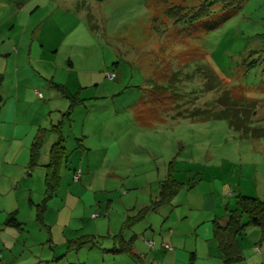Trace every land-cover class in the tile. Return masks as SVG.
Returning a JSON list of instances; mask_svg holds the SVG:
<instances>
[{"label":"rangeland","instance_id":"374dc122","mask_svg":"<svg viewBox=\"0 0 264 264\" xmlns=\"http://www.w3.org/2000/svg\"><path fill=\"white\" fill-rule=\"evenodd\" d=\"M18 1H23L26 10L16 15ZM200 1L0 0V75L4 76L0 91L7 100V95L16 93L17 81L23 88H31L19 89L17 126L10 122L9 114L0 118V264H29L42 249L41 255L51 259L53 252L57 253L55 264H135L132 254L114 250L119 242L110 236L121 231L132 233L122 222L137 215L140 205L149 203L157 188L154 182L149 186V180L155 179L159 164L166 173L170 165L173 177L187 183L179 198L186 197L183 192L189 177L204 175V184L196 186L204 188L214 172L228 185L225 198L230 209L236 207L238 193L264 199V0H247L242 8L230 10L216 4L209 16L191 25L167 13L173 6L191 8ZM19 45L23 49L15 60ZM45 51L51 56L49 63L38 59ZM209 71L213 79H208ZM111 72L116 75L113 80L107 77ZM85 77L97 84L90 88L91 95L108 98L93 99L80 107L82 111L75 109L72 122L63 125L67 163L63 164L56 194L41 214V223L37 205L45 195V170L41 165H30V147L23 141L27 133L24 124L38 120L50 130L45 132L47 153L46 146L57 139L51 127L69 108V100L48 81H68L67 86L74 91L75 82L85 81ZM171 80L180 93L195 95L188 101L192 107L194 103L219 108L225 90L234 98L253 102L256 115L249 125L253 129L247 133L236 130L227 119H216L183 120L159 128L137 126V130L132 109L138 104L151 105L139 100L144 93L155 100L156 107L172 103L169 94L152 95L156 83ZM209 84L221 88L205 90ZM82 91L83 96L89 95ZM51 93L56 98L50 103ZM90 105L97 108L87 118V125L91 122L94 128L84 140L89 148H84L75 138L82 137L80 130L87 117L84 108ZM101 124L105 125L100 130ZM79 167L81 177L75 181L74 170ZM134 205L138 209H133ZM179 209L175 211L178 231L187 238L180 245L186 251L171 264H192L197 258L190 260V252L197 248V242L186 209ZM13 212L21 228L7 223ZM154 213L148 212L144 222L152 221L158 229L160 225L167 227V220ZM80 234L100 236L93 239L95 244L86 242L66 252L61 242ZM240 242L246 257L235 264H251V257L264 264L260 227L247 226ZM255 244L263 256L254 251ZM157 262L164 264L160 258L154 262L148 259V264Z\"/></svg>","mask_w":264,"mask_h":264},{"label":"crops","instance_id":"0c3cea01","mask_svg":"<svg viewBox=\"0 0 264 264\" xmlns=\"http://www.w3.org/2000/svg\"><path fill=\"white\" fill-rule=\"evenodd\" d=\"M17 11H15L14 13L17 15L19 12L22 13V11L26 10V7H24L23 5V1H18V5L16 6ZM23 49L22 45H19L18 48L15 47L16 50V54H15V60L18 59V57L21 54V51ZM12 53H10L11 55ZM41 61L47 62L49 63L51 61V56L49 55L48 51H45L43 53H41V55L38 58ZM72 66L73 63L71 61H68ZM19 69L17 68L15 71L17 72ZM55 76V75H53ZM23 80H27L28 77H23ZM17 80H20L19 77H17ZM113 80V79H111ZM67 82L66 81L64 84L67 86ZM93 81L90 78L85 77V81H81V79H78L75 82V90L72 91L68 86V89L71 93H78L80 98L84 99L83 102L77 104L74 107V111L75 109H79L78 111H82L80 109V107H84L83 105H87L88 103L91 104L92 101H94L93 99H103V98H108L107 96L104 97H97L96 95H91V91L90 88L93 87ZM32 84H35L34 81H31ZM49 86H51L50 82L48 81ZM26 86H30V85H26ZM40 86L45 87L44 84H40ZM94 86H97V84H95ZM24 86H22L18 81H17V86H16V93H11L10 95H7V100H5V103L1 109V115H10V122L12 123V121L15 122L14 126H17L18 123V111H19V102L21 99V94L19 93V89H31L28 87L23 88ZM47 88V87H46ZM53 88V87H52ZM83 89L86 90V92L89 93L88 96H83ZM36 92H39L38 89H35ZM154 93H152V95H157L159 94L158 92H156L155 90H153ZM10 96V97H8ZM41 96V95H40ZM50 96V100L49 102L51 103L52 101H54V98H56L55 94L51 93L49 94ZM115 95H113L114 97ZM11 98L10 102H7L9 99ZM144 101L147 100L150 102V106L145 107L142 105H136V108L132 109V117H133V123L136 125V127H152V128H159L162 126H174L179 124L181 121L183 120H175L172 119V114L175 112V110L173 109V103L171 102H166L165 107H156L155 106V100H153L152 98H150L148 93H144L143 96H141V98L139 100ZM152 99V101L150 100ZM47 101L43 102V105H46ZM53 106V105H52ZM97 107H93L92 105L90 106H85V111L87 112V117L84 120V126L83 128L80 130L81 134H82V138L83 141L81 143V145L84 148H89L87 147V145L85 144V139L89 138L91 132L93 131V125L88 124L87 125V118H89V115L91 113V111L93 109H96ZM73 111V112H74ZM45 114V113H44ZM25 115V114H24ZM72 119V118H71ZM190 121L191 120H187ZM42 121H31L30 124H24L26 125V137L24 138V143L25 145H27L28 147H30L35 134L37 133V130L39 127L42 126ZM72 122V121H71ZM70 122V123H71ZM105 124H101L99 125L100 130L104 127ZM162 125V126H161ZM98 126V125H97ZM137 127V130H139V128ZM122 131H124L122 129ZM75 134V133H74ZM78 134V133H77ZM64 135V133H63ZM76 136V134H75ZM57 137V136H56ZM65 137V136H64ZM77 139V137L75 138ZM57 140V139H56ZM52 143H50L49 145L46 146V152H44V146L43 149L41 151V156H40V165L43 166L44 164H46L49 160V149ZM45 145V142H44ZM159 158L156 159V161H158ZM161 162L164 164L163 160H161ZM67 163V162H66ZM44 167V166H43ZM45 170V169H44ZM78 170L81 171L80 167L78 168ZM75 172V170H74ZM152 174H155L153 172H151ZM166 171L162 169L161 165L159 164L157 167V172L155 174V179L154 180H149L150 184L149 186H151V184L154 185L157 184V188L154 190V192L150 195V201L149 203H147L146 205H144V203L142 205H140L139 210L144 207L149 205L153 200H156V198L158 197L159 194V186L160 183L166 178ZM208 178H211V180L209 181L208 185H205L204 188H197L196 186L199 183H203L204 184V180L205 177L204 175L201 177H189L188 178V188L184 189L185 195L186 197L184 199L179 198L178 195L181 191V189L173 196V198L171 199L170 202L163 204L155 209H151L148 212H156L154 214H158L160 217H162V219L164 221L167 220L166 224H168V226L165 228L158 227L156 226V224L152 221H147L144 222L147 218V213L145 214V216L139 220L133 221L131 223H126V220H124V222H122V224H124V226L130 228V231L128 233V235L124 234L123 231H121L120 235H113L110 237H114L115 243L116 241L119 242L118 245H116L115 247H119L122 244H129L131 250L137 255L138 260H139V264H148V259H150L151 261H155L156 258H160L164 264H171V263H177V259L179 257V255L181 254L182 251H186V249H184L185 247L180 245V241L182 240L183 242H186L187 238H184L186 236V233L182 232V231H178L179 229V222H178V218L176 217L175 211L179 209L183 210L184 208L186 209V213L187 216L189 217L190 220H188V225L191 228L190 230H192V232L195 235V242H197V248L192 252H190V260H193L195 258L196 261L192 264H225L224 263V259L222 254L219 251L218 248V243L216 241V239L213 236V221L215 219H219L224 221L226 219L227 216V212L228 210H230L229 208V202H227V198H225V191H227L228 189V185L226 183H222V179L220 177V175L218 173H214L212 174V176H209ZM217 180V181H216ZM187 184V183H185ZM199 189V190H198ZM176 199L177 202H176ZM223 205L224 209L220 210L219 206ZM222 206V208H223ZM138 206L134 205L133 209H136ZM138 209V208H137ZM232 209V208H231ZM138 210V211H139ZM94 215V214H93ZM175 215V216H174ZM185 217H187L186 215H184ZM144 219V220H143ZM176 220V221H175ZM141 223V226H139V229L137 228L138 225ZM136 225V226H135ZM99 224H96V227L99 228ZM134 226L136 227L134 229ZM163 226V225H162ZM168 228V229H167ZM174 228H176L177 230H175ZM112 232H114V230H111ZM83 235H87V234H83ZM82 236L80 235H76V237H71L65 239L64 242H61V244H64V248L66 247V252L72 251L67 249L68 248V244L70 242V240L72 239H76L78 237ZM100 235H93V239L98 238ZM109 237V238H110ZM240 237H242V235L239 236V246L241 249V254L243 256V259L241 261H244L245 259V252L243 250V247L241 246V242H240ZM108 239V238H107ZM48 241L51 242V240L48 239ZM164 241H170L172 243H176L177 246H179L180 249H178V247H173L172 244L171 248H166L163 244L164 243H168V242H164ZM181 241V242H182ZM95 242L97 243V241L95 240ZM137 242V243H136ZM149 243H152V246H150ZM198 243H201V245H199ZM54 244V243H53ZM52 243H50L51 246H53ZM185 245V244H184ZM256 245V244H255ZM114 247V248H115ZM256 248H258V250H256ZM54 251V250H53ZM163 251H167V252H163ZM254 251L255 252H259L258 255L263 256V253H261V250L259 248V245L254 247ZM121 253V252H120ZM41 254H44V250L42 249L41 252H38L36 255H33V257L30 259V263L29 264H37V262L39 261H43L46 260L48 261V264H55V259H57V253L53 252L52 259L51 257H45ZM65 253H62V255ZM173 254V256H172ZM149 255H152V257H149ZM60 256V255H59ZM58 256V257H59ZM172 256V257H171ZM48 258V259H47ZM198 258H202L201 260L198 261ZM253 260H251V264H257L255 261V258L251 257ZM248 259V257H247ZM192 261V262H193ZM239 261V262H241ZM237 263V262H235ZM232 263V264H235ZM66 264H80V262H75L73 263L72 261H68V263ZM137 264V263H135ZM155 264H160L159 262L155 263Z\"/></svg>","mask_w":264,"mask_h":264},{"label":"trees","instance_id":"16d2710c","mask_svg":"<svg viewBox=\"0 0 264 264\" xmlns=\"http://www.w3.org/2000/svg\"><path fill=\"white\" fill-rule=\"evenodd\" d=\"M247 2V0H201L200 4L193 7H185L183 5L173 6L168 10V15L174 18L176 21H183L187 24H194L196 21L209 16L216 4H221L223 9H240ZM181 11H183L181 13ZM176 76H173L175 79ZM208 79H213V72L207 73ZM168 84H157L154 88L159 94H169L172 96L173 109L175 112L172 114V119L175 120H216L227 119L236 130H243L247 133L251 131V122L256 115V106L253 102H249L243 99L234 98L231 96L228 90H225V95L219 101V108L216 105L199 107L194 103L190 106V101L195 99V95L187 96L185 93H180L172 86L173 81ZM4 81V76L0 75V85ZM51 86L55 88L63 97L69 100V108L62 112L61 118L57 124H53L51 131L57 136V140L52 143L49 149V160L44 164L45 169V195L42 203L37 205L38 214L37 217L41 223L44 221V217L41 216L42 212L46 208L47 201L52 198L61 182V170L63 164L66 162L67 152L64 145L65 137L63 135V125L67 122H71L74 107L83 102L84 99L80 98L78 93H71L65 84L56 82L51 78L49 80ZM221 88L220 85L209 84L205 90H213ZM190 95V94H189ZM187 102V103H186ZM5 103V98L0 91V115L1 109ZM48 128L39 127L35 137L30 145V165H40L41 151L45 142V134ZM83 138H77V142L81 145ZM78 169L75 170L74 175ZM81 177V171H80ZM79 177V179H80ZM78 179V180H79ZM75 180V179H74ZM75 180V181H78ZM185 185L177 178L173 177L171 173V166H168L166 178L160 183L159 194L156 200H153L149 205L142 207L137 215H130L126 219V223L139 220L145 216V214L163 204L171 201L173 196ZM236 207L228 210L226 219L224 221L215 219L213 221V236L218 243V248L223 256L225 264H232L239 262L243 259L241 249L239 246V236L245 231L249 225L258 226L262 230L264 236V199L258 196L244 195L238 193L236 195ZM96 217V216H94ZM245 217L247 219L245 220ZM7 223L11 226L21 228V222L16 218V212H13L7 220ZM86 242L95 244L92 236L82 235L76 239L70 240L68 244L69 250L79 249ZM114 250L120 252H127L132 254L136 263L139 264L137 255L131 250L129 244H122Z\"/></svg>","mask_w":264,"mask_h":264},{"label":"built area","instance_id":"2783aa9c","mask_svg":"<svg viewBox=\"0 0 264 264\" xmlns=\"http://www.w3.org/2000/svg\"><path fill=\"white\" fill-rule=\"evenodd\" d=\"M115 76H116V75H115L114 72H111V73H108V74H107V77H109L110 79H114ZM39 95H41V94L39 93ZM79 177H80V170H78L77 173L74 175V179H75V180H78ZM93 216H97V215L94 214ZM149 244H150V246H152V243H149ZM163 245H164L166 248H171V245H170L169 243H164ZM256 250H258V248H256Z\"/></svg>","mask_w":264,"mask_h":264}]
</instances>
